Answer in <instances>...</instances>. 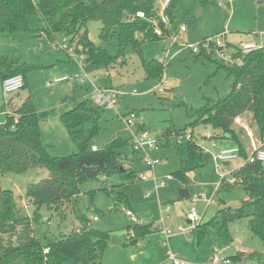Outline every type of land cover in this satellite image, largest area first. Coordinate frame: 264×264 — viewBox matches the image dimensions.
Returning <instances> with one entry per match:
<instances>
[{"label": "rangeland", "instance_id": "rangeland-1", "mask_svg": "<svg viewBox=\"0 0 264 264\" xmlns=\"http://www.w3.org/2000/svg\"><path fill=\"white\" fill-rule=\"evenodd\" d=\"M199 8L202 12L197 15ZM175 9L176 21L186 27V31L179 32L175 38L164 42L146 41L141 44L140 52L127 44L123 48V54L109 67L83 63L84 73L88 76H109L113 87L126 91L118 112L101 110L105 124L91 141L97 148H102L117 136L129 137L119 114L125 116L133 112L136 120L146 126L150 135L158 137L172 128L183 131L192 121L180 102L188 107L198 108L206 98L218 99L230 91L233 77L215 60L217 53L213 52L212 59L196 56L188 47L189 44L198 46L209 36L221 35L226 43L222 51L227 57L233 56L245 44L264 42V0H233L231 4L225 3L222 6L214 0H176ZM27 20L32 31L0 35V56H8L19 63L31 65L27 72V86L17 92L4 94L0 81V107L4 101L11 100L15 106H19L26 98H30L39 121L41 140L49 154L69 155L75 151V145L59 115L81 97H86L89 91L87 81L74 77L78 67L73 58L79 59L82 54L73 52L71 58L65 52L52 51L49 41L36 30V13H29ZM100 27L101 22L97 20L87 23L89 39L96 46L106 49L110 55H117L119 48L116 37L108 41L101 39L98 36ZM141 57L164 60L161 84L145 78ZM59 76H67L68 79L47 85V82H52ZM133 90L136 92L132 93ZM242 119L259 136L251 115L247 113ZM4 121L5 112H0V123ZM232 126L245 139V131L234 122ZM210 129L203 125L193 128L194 140L208 149H211L212 142H217V145L223 142L220 138L203 139L206 138L203 135ZM258 139L264 141L260 136ZM168 140V145L155 152L164 161L154 168L158 178H164L166 174H172L179 168L176 149L178 138L171 135ZM127 155L136 171H142L148 176L151 174L150 169L140 159H136L137 155L130 151H127ZM241 161V158L228 161L225 168L233 169ZM193 172L192 175H186L189 198H177V189L184 186V183L174 175L158 190L163 207L169 206V211L163 216L165 225L174 232L168 239L170 248L188 264H210L215 253L230 257V264H262L264 242L247 225L251 208L246 207L242 217L221 221V209L237 208L245 197L244 189L241 186L226 188L224 184H220L213 159ZM46 176L47 170L39 167L29 168L22 173H0V186L11 189L18 206L22 207L28 204L25 198L27 184L39 182ZM100 184L97 180L87 181L82 192L58 211L41 206L40 221L33 224V234L44 243L48 236L65 234L78 227L80 223L76 214H81L89 220L91 227L110 231L111 235L123 232L126 237L127 227L134 222L124 213L123 208L130 207L134 208L135 216L141 222L152 223L153 228L160 224L161 211L155 194L143 198L146 190L152 188L151 180L122 182L119 175H113L106 179L110 189L100 190ZM212 196L214 203L206 206L207 200ZM191 207L203 216V223L209 222L208 232L194 243L189 239L191 233L174 235L179 226L192 229L185 216V212ZM25 211L29 216L32 215L30 206ZM93 216H96L95 220ZM163 239L164 235L156 230L146 237H139L134 243H129L126 239L123 245L106 247L100 257L101 264H172L166 258ZM241 249L251 251L258 258L249 257V253L245 252L241 253V260L236 259L235 256Z\"/></svg>", "mask_w": 264, "mask_h": 264}, {"label": "trees", "instance_id": "trees-1", "mask_svg": "<svg viewBox=\"0 0 264 264\" xmlns=\"http://www.w3.org/2000/svg\"><path fill=\"white\" fill-rule=\"evenodd\" d=\"M157 4L158 0H0V35L32 31L27 15L36 13V30L44 34L47 40L65 38L68 45H75V52L82 54L84 63L109 67L123 54L127 44L140 52L141 44L146 41L164 42L176 37L179 33L176 0H170L164 10L169 25L160 24V35L154 32L152 20L157 18ZM138 11L143 13V17L136 14ZM93 20L101 22L98 33L101 39L108 41L116 37L119 48L117 55H110L106 49L96 46L89 39L87 23ZM212 47L209 51L201 47L198 53L193 54L212 59ZM234 58L232 63L215 59L233 77L230 91L218 99L206 98L198 108L180 102L192 118L186 126L188 130L186 127L183 131L172 128L156 137L159 148L168 145L169 136L178 138L176 149L179 168L172 173V176L184 183V186L177 189L178 199L190 196L185 184L187 173L211 161L205 147L194 140V127L203 125L218 130L236 142L240 155L245 158L247 154L232 124L234 118L250 113L260 138L264 140V43L246 53L237 50ZM141 65L146 79L154 80L156 84L161 82L164 61L141 57ZM30 68L29 64L0 56V81L20 74L24 88L27 86V72ZM98 82L101 86L113 87L109 76L100 77ZM9 104L10 101L5 102L0 111L4 112ZM101 110L104 109L86 96L59 115L75 145L73 153L62 156L50 155L43 144L36 110L30 98L11 108V114H5V121L0 124V173H22L29 168L39 167L47 170V176L39 182L27 184L25 198L28 204L22 207L18 206L11 189L0 186V264H101L100 257L108 246L110 233L91 227L89 220L81 214H76L80 223L78 227L65 234L48 236L44 243L33 234V224L40 221L41 206L58 211L82 192L87 181H100L99 189L107 191L110 188L106 179L110 176L119 175L122 182L140 180L138 175L141 171L134 169L127 155V151L137 155L132 148L130 136H117L102 148L92 149V139L105 124ZM15 116L17 122L14 123ZM136 128L147 130L144 124ZM188 132L190 135L186 137ZM136 159H139L138 155ZM89 170L97 172L91 179L87 178ZM236 174L244 179L239 186L244 189L245 197L237 208H222L221 221L242 217L245 208L250 207L248 228L264 242L263 164L246 163ZM27 206L32 208L31 216L25 211ZM208 226L209 222H200L191 229L193 243L208 232ZM154 229L152 223H134L127 227L125 241L128 239L129 243H134ZM248 255L258 258L252 252ZM235 258L241 260L243 255L237 253Z\"/></svg>", "mask_w": 264, "mask_h": 264}, {"label": "built area", "instance_id": "built-area-1", "mask_svg": "<svg viewBox=\"0 0 264 264\" xmlns=\"http://www.w3.org/2000/svg\"><path fill=\"white\" fill-rule=\"evenodd\" d=\"M170 0H158L157 4V18H152L153 20V29L154 32L158 35L162 33L160 24L169 25V20L167 16L164 13V10L166 6L168 5ZM219 6H221L224 1L229 0H215ZM138 16L143 17V13L141 11H138L136 13ZM179 32H183L186 30V27L184 24L180 23L178 26ZM44 38L46 36L42 34ZM175 38V37H172ZM171 38V39H172ZM170 39V40H171ZM49 46L52 51H62L65 52L69 57L72 58V53L75 52V45H68L65 38L61 39H52L48 40ZM226 43L223 41V38L221 35L216 36H209L203 40L201 45L195 46L189 44L188 47L191 48L192 53H198L200 48H204L207 51H209L211 48L210 46L213 45V52L217 53V59H221L223 61H226L228 63H232L235 61L234 54L233 56H227L225 57L224 52L222 51ZM262 46V44L257 43H249L243 45L239 51L241 53H246L251 50H254L256 48H259ZM81 59V60H79ZM79 59L73 60L77 63L78 71L75 73L74 77L80 79L81 81H87L90 87V92L88 96L94 101V103L101 109L104 110H110L113 112H118L119 106L121 104V98L126 94V91L121 90L117 87H104L101 86L98 82L99 77H90L86 73H84V62H83V56L79 57ZM164 61V60H161ZM67 76H59L57 78H54L52 82H47V85H50L51 83L61 82L64 80H67ZM161 84V82L159 83ZM23 86V78L20 74H15L9 77H6L1 81V88L4 94H11L14 92H17L20 90ZM162 89L160 88V91ZM136 91L133 90L132 93H135ZM17 106H9L4 112L5 114H11V108H15ZM119 114V113H118ZM121 117L123 123L125 124L129 136L130 141L132 144L133 150L138 155L139 159L142 161V163L151 171V174L148 176L144 172H139V179L140 180H151L152 182V188L149 190H146L144 196H149L152 192L156 195L158 194L159 188H162L166 185V182L170 179H172V174H166L164 178H158L156 177L154 173L155 166L164 163V161L155 154L159 150V146L157 144V138L150 135L149 131L144 130H137L136 126L140 123L136 120V115L133 112H129V114ZM17 122V117H14V123ZM234 123L237 124L241 128H246V123L241 119V117L234 118ZM1 124V123H0ZM190 133H186V137H189ZM92 149H96L95 146L92 147ZM205 151L208 152L211 156V159L215 161V167L216 170L219 173L220 176V184H225L228 186H239L243 183L244 179L242 176L237 175L236 173L239 171V169L246 163H254L259 162L264 165V147H253L252 150L246 155L245 158H243L242 163L239 167L235 169H226L224 164L228 161L236 160L241 157L240 155V148L238 145H231L227 147L222 148H216L215 143H211V149H208L205 147ZM214 203L213 197L207 200V204ZM159 208L161 211V232L164 235V241L163 244L167 246L166 249V258L169 259L172 264H188V262L179 256L176 252L171 250L168 246L167 238L170 236L172 231L170 230L169 226L164 225L165 217L163 216L164 213L169 211V206L166 205L163 207V204L159 202ZM124 213L133 221L137 222V218L135 217L133 211L131 209H124ZM168 216V214H167ZM186 218L191 223L192 228L199 224L202 220V215L198 214L194 207L189 208V210L186 213ZM96 219V216H93V220ZM178 232H187V229H184L183 227L179 226L177 229ZM191 231V230H189ZM48 250V248H46ZM251 253V251L247 250H238V253ZM231 258L225 255H221L219 253H215L211 258L210 264H230ZM264 264V261L263 263Z\"/></svg>", "mask_w": 264, "mask_h": 264}, {"label": "crops", "instance_id": "crops-1", "mask_svg": "<svg viewBox=\"0 0 264 264\" xmlns=\"http://www.w3.org/2000/svg\"><path fill=\"white\" fill-rule=\"evenodd\" d=\"M215 1V0H214ZM233 2V0H229V1H224V3L222 4V5H224L225 3L226 4H231ZM221 5V6H222ZM180 24V23H179ZM186 31V30H185ZM184 32V31H183ZM264 43V42H263ZM263 43H261V44H263ZM95 76H97V77H101L100 75H94V76H92V78L93 77H95ZM88 93H87V96H88V94H89V92H90V87H89V85H88ZM10 101V104H9V106H13L14 104H13V102L11 101V100H9ZM5 103V101L3 102V104ZM15 106V105H14ZM0 112H3V111H0ZM250 114V113H249ZM251 115V114H250ZM244 117H245V115H243ZM241 119H242V117H241ZM243 121H244V119H242ZM245 122V121H244ZM240 129H242V130H244L245 131V135H246V137H245V139H243L242 137H240L239 136V134H238V132L235 130V128H234V131H235V133H236V135H237V137H238V140L240 141V143H241V145L243 146V149H244V152L246 153V154H248L251 150H252V148L253 147H259V146H263L264 147V141H261L260 139H258L259 138V136H257L258 134H255V133H253L252 132V128L251 127H246V128H241L240 127ZM203 136H205L206 138H203V139H207V140H213V139H218V138H220V139H223V142H221V144H219V145H217V142L215 143V146H216V148H222V147H227V146H231V145H236V142L235 141H233L231 138H228V137H226V136H224V135H222L218 130H213V129H210V130H208ZM93 146H95V145H93ZM96 147V146H95ZM47 148V147H46ZM97 148V147H96ZM242 160H243V158H242V156L240 157ZM241 163H242V161H241ZM241 163H239V165L237 166V167H239L240 165H241ZM224 166H225V164H224ZM237 167H234L233 169H235V168H237ZM194 172L193 171H190V172H188L187 174H189V175H192ZM153 193V192H152ZM151 193V194H152ZM145 194V193H144ZM144 194H143V198H148V197H150L151 196V194L149 195V196H147V197H145L144 196ZM155 194V193H154ZM155 197H156V201H157V204H158V206H159V202H161V199H160V197H159V192H158V194L156 195L155 194ZM213 197V196H212ZM211 197V198H212ZM130 204V203H129ZM210 204H207V202H206V206H209ZM129 209H131L132 211H133V213H134V208L133 207H130ZM134 215H135V213H134ZM185 216H186V212H185ZM136 218H137V216H135ZM188 221V220H187ZM203 221V216H202V220H201V222ZM189 222V221H188ZM134 223H139V224H145V222H141L138 218H137V222H134ZM164 225H165V220H164ZM166 226H168V225H166ZM161 219H160V224L159 225H156V227H155V229L153 230V231H156V230H158L159 232H160V234L161 235H163V233L161 232ZM188 230V229H187ZM109 233H110V235L112 234L110 231H108ZM191 231H187V232H178V231H175V234L174 235H176V236H179V235H185V234H187V233H190ZM129 233V232H128ZM174 232H172L171 234H170V236L173 234ZM149 234V233H148ZM147 234V235H148ZM116 235H118V236H120V237H122V240H123V243L122 244H117V245H123L124 243H125V238L127 237H125V235H124V233L122 232V233H117ZM147 235H145V236H143V237H146ZM156 237H158V235L157 234H154ZM169 236V237H170ZM169 237L167 238V242H168V239H169ZM189 239L191 240V236L189 237ZM163 241H164V239H163ZM163 241H162V245H164L163 244ZM113 246H116V245H113V244H110L109 242H108V246L107 247H113ZM165 246V245H164ZM168 246H169V243H168ZM166 247V249H167V246H165ZM169 248H170V246H169ZM171 249V248H170ZM172 250V249H171ZM174 252H175V250H173ZM165 252H166V250H165ZM165 255H166V253H165Z\"/></svg>", "mask_w": 264, "mask_h": 264}, {"label": "water", "instance_id": "water-1", "mask_svg": "<svg viewBox=\"0 0 264 264\" xmlns=\"http://www.w3.org/2000/svg\"><path fill=\"white\" fill-rule=\"evenodd\" d=\"M202 10L199 8L197 11V15L201 14ZM165 132H163L161 135H164ZM96 171L95 170H89L87 171V178L91 179L96 175ZM222 203H224V201H222ZM109 243L113 244V245H117V244H122L123 240L122 237L118 236V235H110L109 237ZM90 264H95V263H90Z\"/></svg>", "mask_w": 264, "mask_h": 264}]
</instances>
